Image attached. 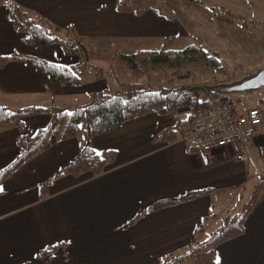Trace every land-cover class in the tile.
I'll return each instance as SVG.
<instances>
[{"label":"crops","instance_id":"crops-1","mask_svg":"<svg viewBox=\"0 0 264 264\" xmlns=\"http://www.w3.org/2000/svg\"><path fill=\"white\" fill-rule=\"evenodd\" d=\"M14 1L60 28L72 25L90 41L115 38L127 52L139 50L135 48L141 38L164 43L169 36L175 39L184 35L180 20L150 10L140 15L117 12L115 0ZM243 1L248 6V1ZM257 1L253 0V6ZM260 4L264 10V0ZM249 9L247 18L264 22V17L254 18L256 8ZM200 19L207 26L217 27L210 15L203 13ZM259 46L264 48L262 38ZM230 47L235 49V43ZM13 52L58 64L77 62L76 56L66 54L58 44H25L1 5L0 55ZM107 84L105 79L87 73L78 86H60L50 83L45 73L25 62L11 60L0 68V105L10 110L39 105L70 111L88 103L91 94L107 89ZM241 107L256 108L244 103ZM187 114L188 110L183 109L169 115L149 113L123 122L115 131L94 136L91 146L96 152L115 153L114 161L97 176L57 175L61 166L76 156L84 143L82 135L57 141L15 170L0 185V264H158L194 241L204 240L225 216L237 212V206L231 208L230 203L236 191L253 173L258 178L264 173V126L258 128L250 142L247 160L240 161L236 145L209 155L185 142L183 136L191 131L194 122H184ZM49 122L50 116L42 114L25 117L22 130L14 124L0 126V170L19 154V134L32 136ZM168 127L177 133L174 141L160 136ZM44 182L47 187L42 190ZM205 188L212 191L139 215L158 199ZM200 224L203 229L197 233ZM243 227L241 235L215 248L219 264H264V190ZM61 242L67 244L66 249L59 247L50 262L37 258L41 249Z\"/></svg>","mask_w":264,"mask_h":264},{"label":"trees","instance_id":"trees-1","mask_svg":"<svg viewBox=\"0 0 264 264\" xmlns=\"http://www.w3.org/2000/svg\"><path fill=\"white\" fill-rule=\"evenodd\" d=\"M179 2L186 8L202 9L205 6L204 0H179ZM1 5L6 8V17L13 30L21 35L25 44L34 47L58 44L66 54L76 56L77 62L72 65L58 64L20 52H13L9 56L0 55V68L11 60L23 61L45 73L50 83L60 86H78L81 77L87 73L106 80L104 68L100 65L90 64V53L94 50V43L86 36L79 34L72 25L60 28L14 0H0ZM208 8L212 12L214 20L219 24L231 25L238 21L243 29L259 25L264 34V23L244 20L223 8L219 9L224 13L223 15L213 6H208ZM115 10L131 12L136 15L144 12V9L132 7L128 0H115ZM173 39L172 36L165 38L161 47L153 50H137L131 53L114 52L112 54L113 65L129 69L134 75L145 76L147 79H150L151 73L154 72L166 78L168 69L173 70L172 74L177 76L176 78L186 79L191 72L182 71L180 68L198 62L203 63L216 73L226 74L217 50H207L200 42L191 43L183 49H174L170 47ZM108 90L107 88L93 92L88 103L76 106L70 111L57 106L39 105H27L10 110L0 105V126L14 124L22 130L25 117L42 114L50 116L49 124L34 135L19 134L17 143L20 152L13 161L0 170V185L15 170L50 148L57 141L79 135H82L84 143L74 159L61 166L57 175L77 177L83 173H91L97 176L104 171L109 163L114 161L115 153L111 150L96 152L91 146V139L94 136L115 131L123 122L149 113L169 115L181 109L188 110L184 122H191L194 121L196 112L202 109L209 99L222 95L209 91L205 86L153 87L149 83L141 82H120L116 95H111ZM202 92H206L211 97L209 99L201 97ZM160 136L163 140L174 141L177 138V133L173 127H168ZM46 187L47 182H44L41 189L44 190ZM262 190H264V179L254 187L252 197L240 212L225 216L221 224L212 230L204 240L194 241L182 252L166 256L158 264H180L185 261H190L193 264H219L214 256L215 248L244 232V220ZM210 191L212 189L205 188L173 198L158 199L150 203L139 215H148L166 207L197 199L207 195ZM202 229L203 226L200 224L197 226L196 232L200 233ZM66 245L61 242L43 248L38 252L37 258L44 262H50L54 259L53 253L59 247L62 250L66 249Z\"/></svg>","mask_w":264,"mask_h":264},{"label":"rangeland","instance_id":"rangeland-1","mask_svg":"<svg viewBox=\"0 0 264 264\" xmlns=\"http://www.w3.org/2000/svg\"><path fill=\"white\" fill-rule=\"evenodd\" d=\"M204 1L205 6L202 9L183 7L179 0H128V3L134 8L144 9V12L150 10L162 16L180 20L184 35L173 39L170 47L183 49L191 43L200 42L207 50H217L226 74L216 73L203 63L198 62L180 68L182 71L187 70L191 72L190 76L186 79L176 78L177 76L175 77L172 74L173 70L170 69L167 70L166 78L154 72L151 73V78L147 79L145 76L134 75L129 69L113 65L112 54L114 52L131 53L135 50L129 52L123 51L118 46L119 42L115 38H97L91 41L95 46L94 50L90 53V64L100 65L104 68L109 93L116 95L119 91L120 82L149 83L153 87L226 86L242 81L262 70L264 64V48L261 49L259 43L261 38L264 40V34L260 26L256 25L254 30L246 31L250 28L243 29L240 27L238 21H235L231 25L219 24L214 20L212 12L208 8V6H213L217 10L223 8L230 14L240 16L244 20L255 21L246 16L249 15V7L252 6L256 8L254 18L264 17V10L260 4L261 0L256 2V7L253 6V0H247L249 7L243 0H220L226 7L220 5L221 3L216 0ZM250 3L252 4L250 5ZM257 8L262 10L257 12ZM203 13L210 15L212 21L215 22L214 24H217V27L216 25L207 26V22L204 23V20L200 19ZM219 13L224 14L220 10ZM256 23L259 22L256 21ZM162 43L163 41L161 40L156 41L155 39L146 40V38H141L135 49L153 50L161 47ZM233 43H235L236 50L230 47V44L232 46ZM169 77L170 79H168ZM201 97L209 99L211 96L206 92H202ZM220 97L236 98L241 101L242 105L244 103L246 107H249V105L256 108L264 107L262 105L264 103V88L250 92L222 94ZM263 179L264 173L259 178L257 174L253 173V177L245 182L243 188L236 191L235 199L231 197V208L236 205L237 212H240L252 197L254 187L261 183Z\"/></svg>","mask_w":264,"mask_h":264},{"label":"built area","instance_id":"built-area-1","mask_svg":"<svg viewBox=\"0 0 264 264\" xmlns=\"http://www.w3.org/2000/svg\"><path fill=\"white\" fill-rule=\"evenodd\" d=\"M233 97H217L196 112L191 131L183 140L204 154L236 145L237 159L246 161L248 147L259 127L264 126V109L243 110Z\"/></svg>","mask_w":264,"mask_h":264},{"label":"water","instance_id":"water-1","mask_svg":"<svg viewBox=\"0 0 264 264\" xmlns=\"http://www.w3.org/2000/svg\"><path fill=\"white\" fill-rule=\"evenodd\" d=\"M264 88V69L231 85L209 86L208 90L217 94H236Z\"/></svg>","mask_w":264,"mask_h":264}]
</instances>
